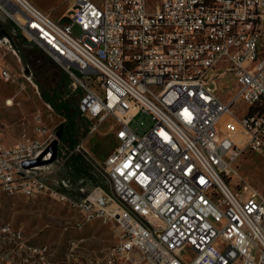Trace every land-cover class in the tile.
I'll return each mask as SVG.
<instances>
[{"label": "built area", "instance_id": "1", "mask_svg": "<svg viewBox=\"0 0 264 264\" xmlns=\"http://www.w3.org/2000/svg\"><path fill=\"white\" fill-rule=\"evenodd\" d=\"M0 9L83 90L90 134L117 123L102 167L112 195L69 194L48 182L53 162L24 166L57 138L49 129L0 142V191L56 198L84 214L80 227L95 214L117 223L119 241L86 264H264V195L240 196L227 182L246 149H264V111L225 120L236 102L264 100V0H76L66 24L30 0H0ZM229 76L239 90L226 102L219 85ZM0 77L14 80L4 67ZM6 227L18 242L0 244V264H36L25 232ZM34 249L53 264L55 253Z\"/></svg>", "mask_w": 264, "mask_h": 264}, {"label": "rangeland", "instance_id": "2", "mask_svg": "<svg viewBox=\"0 0 264 264\" xmlns=\"http://www.w3.org/2000/svg\"><path fill=\"white\" fill-rule=\"evenodd\" d=\"M30 1L54 20L66 24L70 20L69 15L76 0ZM160 1L151 0V3L156 5ZM12 22L0 9V68L9 69L14 76V80L9 82L0 77V142L9 146L19 142L28 143L30 139L38 136L41 129L58 131L64 122L44 100L40 90V83L53 82L61 67L57 63V66L53 64L55 61L43 49H37L28 42L24 43L19 37L21 33L17 31L18 36L14 33ZM9 27H12L13 36H10V30H7ZM3 30L8 32L9 36H1ZM73 32L77 36L81 34L78 27H74ZM26 44L32 49V54L25 50L28 63L23 61L19 52ZM219 90L221 97L230 102L239 87L233 77L229 76L219 85ZM246 106L242 100L236 102L225 117V120H228L226 124L239 123L247 109ZM138 121L145 122L141 118H138ZM80 125V141H84L83 153L98 172L99 184L96 186L91 181L69 180L62 163L65 160V151L56 157L49 167L52 173L47 180L53 185L64 182L67 185L64 190L77 197L93 195L100 198L106 194L112 195V184L102 167L115 147L113 132L117 123L113 118L108 119L92 134L89 133L90 125L86 118L80 121ZM236 171L237 174L227 179L236 194L251 196L254 193L252 190H255L264 195V149H246L237 161ZM80 221H84V214L56 198H32L0 191V226L10 224L14 228L22 229L30 244L39 248L46 247L50 256L55 253L53 261L57 264L92 262L104 257L119 241L122 228L115 222H104L103 215L95 214V220L82 227L78 225ZM68 253L74 254L71 256V262H67ZM182 253L189 255L191 252L185 248ZM142 264L149 263L143 261Z\"/></svg>", "mask_w": 264, "mask_h": 264}, {"label": "trees", "instance_id": "3", "mask_svg": "<svg viewBox=\"0 0 264 264\" xmlns=\"http://www.w3.org/2000/svg\"><path fill=\"white\" fill-rule=\"evenodd\" d=\"M12 25L15 28L14 33L18 36L19 33L17 32L18 29L15 23L12 22ZM11 28L9 27L7 30H10L9 34L13 36L14 33L11 31ZM19 37L25 41L24 43H30L22 35H19ZM32 45L37 49L39 48L34 44ZM25 50H28V52L32 54V49L28 44L24 46L23 50L19 49L21 58L25 63H28L29 60H27V55H25L27 53H25ZM53 64L56 65L55 62H53ZM60 69L61 71L54 78L53 82L46 84L40 83V90L44 100L52 107L57 115L64 119L61 125V136L58 144L57 157L62 155V152L65 151L64 167L69 180L73 182L81 180L91 181L97 186L99 184V175L94 169L93 164L84 153L75 151V148L80 143V121L85 118L79 108L83 90L81 88H71V78L64 69ZM263 111L264 100L249 107L247 115L250 116Z\"/></svg>", "mask_w": 264, "mask_h": 264}, {"label": "water", "instance_id": "4", "mask_svg": "<svg viewBox=\"0 0 264 264\" xmlns=\"http://www.w3.org/2000/svg\"><path fill=\"white\" fill-rule=\"evenodd\" d=\"M3 34H5L6 36H9L8 32H6L5 30H3L1 32V36ZM56 135H57V138L50 144V146L48 147V149L45 151V153L48 152V151H50L52 153L51 159H49V160H42V157L45 154L44 153L43 155H41L37 159L26 161L24 163V166L25 167H32V166H39V165H42V164H46V163L53 162L56 159V157H57L58 144H59V139H60V136H61V126L58 129Z\"/></svg>", "mask_w": 264, "mask_h": 264}, {"label": "bare ground", "instance_id": "5", "mask_svg": "<svg viewBox=\"0 0 264 264\" xmlns=\"http://www.w3.org/2000/svg\"><path fill=\"white\" fill-rule=\"evenodd\" d=\"M9 103H11V102H9ZM238 137L243 138L244 137L243 133L241 132L238 135ZM253 192H255V190H252V193ZM99 215L104 216V214H99ZM6 235L9 236L13 242H18V235L15 232H13V230H11V228L6 227V225H1L0 226V236H6ZM26 248L31 250V251L38 252V250H36L34 248H39V247H36L35 245L30 244V242L28 241V247H26ZM40 248H44V249H42V256L43 257H50L46 247H40ZM40 259L43 261V258H40ZM53 264H57V263L55 261H53Z\"/></svg>", "mask_w": 264, "mask_h": 264}, {"label": "crops", "instance_id": "6", "mask_svg": "<svg viewBox=\"0 0 264 264\" xmlns=\"http://www.w3.org/2000/svg\"><path fill=\"white\" fill-rule=\"evenodd\" d=\"M238 102H241V101H238ZM248 110H249V107H247V109L245 110L244 114H246L248 112ZM4 240H9L10 242H13L11 240V238L9 236H7V235L6 236H0V244L4 243ZM25 256L27 258H36V264H43V261L40 258H37L38 257V252H36V251H31V250L25 248ZM54 259H55V257H53V260Z\"/></svg>", "mask_w": 264, "mask_h": 264}]
</instances>
